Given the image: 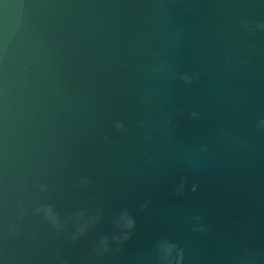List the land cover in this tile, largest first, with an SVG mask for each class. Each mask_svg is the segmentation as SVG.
Returning <instances> with one entry per match:
<instances>
[{"label": "water", "instance_id": "1", "mask_svg": "<svg viewBox=\"0 0 264 264\" xmlns=\"http://www.w3.org/2000/svg\"><path fill=\"white\" fill-rule=\"evenodd\" d=\"M0 264H264V0H0Z\"/></svg>", "mask_w": 264, "mask_h": 264}, {"label": "clouds", "instance_id": "2", "mask_svg": "<svg viewBox=\"0 0 264 264\" xmlns=\"http://www.w3.org/2000/svg\"><path fill=\"white\" fill-rule=\"evenodd\" d=\"M132 226H134V221L130 220L129 221V227H132Z\"/></svg>", "mask_w": 264, "mask_h": 264}]
</instances>
